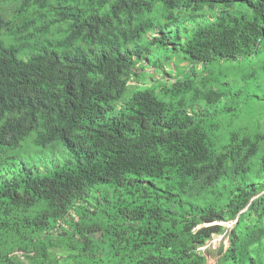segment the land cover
<instances>
[{
    "label": "trees",
    "instance_id": "16d2710c",
    "mask_svg": "<svg viewBox=\"0 0 264 264\" xmlns=\"http://www.w3.org/2000/svg\"><path fill=\"white\" fill-rule=\"evenodd\" d=\"M262 54L264 0H0V264H205L221 234L217 264H264V136L219 133L241 101L196 78ZM146 67L174 72L128 88Z\"/></svg>",
    "mask_w": 264,
    "mask_h": 264
},
{
    "label": "rangeland",
    "instance_id": "374dc122",
    "mask_svg": "<svg viewBox=\"0 0 264 264\" xmlns=\"http://www.w3.org/2000/svg\"><path fill=\"white\" fill-rule=\"evenodd\" d=\"M12 9L13 5L6 1L1 12L5 17L9 18ZM32 17L35 22L30 26L28 32H32L36 26H38V28L41 27L45 21L53 18L54 15L47 13L45 15L36 14ZM65 28L66 24L64 22H55L48 27L45 33H40L37 29L34 30V35L29 36L26 42L34 44V41L40 42L44 39L60 38L65 34L63 32V29ZM3 39L5 41L4 44L7 46L15 43L14 38L9 33H6L3 36ZM19 53L21 56L26 57V55L30 53V49L23 47ZM175 61L176 60L174 59V62ZM178 65L181 68L186 66L183 62H179ZM173 72L174 71L169 69V67H165L164 72L150 67H146L143 70H137V74L133 75L127 82L128 88L134 89L139 86H153L157 82H168L169 75H172ZM209 72H213V77L214 79L216 78V80L212 81L210 84H212V86H221V89L226 92V95L220 99V103L226 102L235 104L238 100L241 101L237 110L232 113L219 115L220 127L217 131L226 134L231 130H240L242 132L264 136V54L259 56L257 64L256 57H253L239 61L209 65L206 72L204 68H199L196 78L197 81L199 79L198 86H200L201 89L204 87L202 86L200 79L201 77L206 76ZM254 92L256 93V98H254V100L246 98L248 94H253ZM236 93H238V97L235 95ZM33 136L34 134L29 135L24 141L22 147L25 152H35L38 150V148L32 143ZM261 143L264 145V138ZM60 151L61 150H58L57 153H60ZM221 223L228 228L232 226L230 221H223ZM221 242L227 245L228 238L225 234L214 235L211 240L207 241V243L200 248L206 256L205 264H217L216 257L210 256L207 253V250H215ZM56 258L59 260L58 264H75L72 260L65 259L64 257H61V255H57Z\"/></svg>",
    "mask_w": 264,
    "mask_h": 264
},
{
    "label": "water",
    "instance_id": "95a60500",
    "mask_svg": "<svg viewBox=\"0 0 264 264\" xmlns=\"http://www.w3.org/2000/svg\"><path fill=\"white\" fill-rule=\"evenodd\" d=\"M218 238H220V237H218Z\"/></svg>",
    "mask_w": 264,
    "mask_h": 264
}]
</instances>
